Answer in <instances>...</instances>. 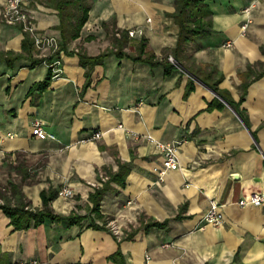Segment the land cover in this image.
Segmentation results:
<instances>
[{
    "label": "crops",
    "instance_id": "1",
    "mask_svg": "<svg viewBox=\"0 0 264 264\" xmlns=\"http://www.w3.org/2000/svg\"><path fill=\"white\" fill-rule=\"evenodd\" d=\"M91 1L49 86L31 92L49 68L32 60L50 56L51 48L35 46L29 54L25 31L5 22L0 0V51L22 54L12 64L0 59V186L7 190L0 204L83 216L73 224L32 219L17 228L0 206V264H118L111 258L117 250L126 264H264V202L238 203L264 194V74L250 81L237 109L192 73L215 66L223 75L218 86L239 102L249 65L252 76L264 69V0H206L212 31L188 43L182 64L174 58L175 0ZM26 2L36 30L60 41L57 10L48 0ZM113 27L143 33L128 35L122 55L109 53L87 76L78 51L116 49ZM143 38L142 55L162 63L130 56ZM170 56L175 64L167 73ZM190 78L195 89L185 96ZM214 97L224 105L207 109ZM35 118L56 138L35 137ZM95 130L102 136L90 139ZM177 140L180 167L160 178L155 141ZM121 165L130 167L124 183L114 177ZM64 185L74 196L59 195ZM98 188L101 216L91 199ZM212 200L224 213L216 225L203 219ZM153 221L166 224L147 226Z\"/></svg>",
    "mask_w": 264,
    "mask_h": 264
},
{
    "label": "trees",
    "instance_id": "2",
    "mask_svg": "<svg viewBox=\"0 0 264 264\" xmlns=\"http://www.w3.org/2000/svg\"><path fill=\"white\" fill-rule=\"evenodd\" d=\"M49 3L57 10L60 23L58 28L61 31V40L59 43L58 51L54 54H51L48 57H42L41 59H33L32 64L43 62V61H51L53 60L55 54H58L62 49L68 47V44L74 39L78 38L81 33V29L85 22L89 17V11L91 9V0H48ZM211 13V10L206 3V0H175V10L170 13L177 23L180 26L179 34H178V43L175 48L174 58L175 62L182 64L180 62V54L186 49L188 43L192 41L196 36L200 34H208L212 31L209 18H205ZM25 31V30H24ZM119 32V34H117ZM112 38L115 43L116 49L110 48L107 51H103L96 55H89L85 50L80 49L78 51L80 57V63L86 68V74L89 76L92 67L97 64L103 62L105 56L109 53L114 52L115 54L122 55L121 50L123 45L126 43L128 38V31L119 29L117 27H113L111 30ZM145 39L141 40V43L138 45L137 54L130 55L134 60H145L150 62L151 64L160 63L161 61L155 59L154 54H147L143 56L144 47H145ZM24 47L26 50L30 52L33 48H35L34 38L30 34V32L25 31V42ZM22 56V54L14 55L12 51H0V59H6L9 64H12L13 61ZM170 62V63H169ZM168 63H164L165 71L168 73L174 66L175 62L169 60ZM162 63V62H161ZM254 70L251 65H249L247 71L245 72V79L242 83V95L239 102H235L229 95V92L225 89H221L218 84L222 80L223 75L218 72V69L214 66L211 68L210 72L200 73L192 71L193 75L198 77L203 82L207 83L209 87H211L219 96L227 100L231 105L235 106L238 109L239 103L243 100L247 87L252 79H256L262 74H264V69L260 72L256 73L252 76ZM213 75V77H212ZM217 76V77H216ZM252 76V77H251ZM53 77V67L49 66L46 77L38 82H35L30 91H43L48 86ZM250 77V78H249ZM195 89V82L192 78H190L186 85L185 96H188ZM223 102L220 101L217 97H214L208 103L207 109H210L214 106H223ZM246 119V117H245ZM129 166L121 165V170L114 175L115 179L119 180V182L124 183V177L129 170ZM104 194L103 188H98L92 195L91 199L94 202L93 211L96 212V215L101 216L100 214V202L102 196ZM44 202L47 204L51 197L46 195L45 192L42 193ZM0 206L5 210V212L11 217V221L17 228L28 227L31 224L32 219L37 222L43 221L45 218H50L52 220H61L67 219L70 224L81 221L83 219L82 215L79 214H70V215H62L53 212L48 206L43 209L33 210L25 205H16L12 206L8 203L0 204ZM166 222L153 221L149 222L147 226L151 225H164ZM90 225V224H89ZM93 226H98L95 223H92ZM116 235V234H115ZM111 258L115 260L118 264H126L124 257H122V252L117 250L115 253L111 255Z\"/></svg>",
    "mask_w": 264,
    "mask_h": 264
},
{
    "label": "built area",
    "instance_id": "3",
    "mask_svg": "<svg viewBox=\"0 0 264 264\" xmlns=\"http://www.w3.org/2000/svg\"><path fill=\"white\" fill-rule=\"evenodd\" d=\"M4 8H3V17L6 23L9 24H19L23 28V30L30 32V34L34 38V44L37 47H43L48 45L51 48V54H54L58 51L60 41L52 36L44 35L39 33L36 30L35 23L29 13L26 0H3ZM248 9V8H247ZM142 28H132L128 30V34L130 36H135L136 34H142ZM119 34V32H117ZM229 45L231 43H228ZM60 51L58 54H55L53 60L50 62L47 61L49 66L53 67V75H54V67L60 64ZM50 54V55H51ZM170 60L174 61L173 57H169ZM32 132L35 137L38 138H56L53 133H50L46 127L45 122L41 118H35L32 122ZM102 131L95 130L92 135L89 137L90 139L100 138L102 136ZM12 136V133H9ZM151 138V137H150ZM151 140H154L151 138ZM182 140L177 141H155L156 146L161 151L163 155L162 166L158 170L160 178L163 173L169 169H177L180 167L179 157H178V149ZM59 195L72 197L75 194L74 189L70 185L61 186L58 189ZM264 202V194L261 192H252L250 195L242 197L239 199L238 203L242 206L253 204V205H261ZM205 223L210 224H220L224 219V213L222 210V204L216 200H212L209 209L205 213L203 217ZM111 231L118 235L120 233L118 226L113 222H109ZM170 243H164L163 246H168ZM147 258H150V254H147ZM28 264H41L35 261Z\"/></svg>",
    "mask_w": 264,
    "mask_h": 264
},
{
    "label": "rangeland",
    "instance_id": "4",
    "mask_svg": "<svg viewBox=\"0 0 264 264\" xmlns=\"http://www.w3.org/2000/svg\"><path fill=\"white\" fill-rule=\"evenodd\" d=\"M2 187H3V186H0V191H1V193H6L7 190L3 189ZM6 195L8 196V193H7Z\"/></svg>",
    "mask_w": 264,
    "mask_h": 264
}]
</instances>
